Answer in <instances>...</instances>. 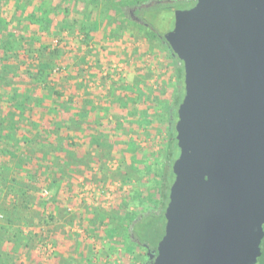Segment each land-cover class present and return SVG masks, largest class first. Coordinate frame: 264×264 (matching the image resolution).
Segmentation results:
<instances>
[{
  "label": "trees",
  "instance_id": "obj_1",
  "mask_svg": "<svg viewBox=\"0 0 264 264\" xmlns=\"http://www.w3.org/2000/svg\"><path fill=\"white\" fill-rule=\"evenodd\" d=\"M196 2L0 0V215L5 221L0 230L9 231L13 227L11 216L17 219V213L28 209L32 201L30 192L40 175L46 176L45 173L55 168L56 163L60 168L85 165V156L77 159L75 139H79L83 129L87 128L85 149L97 150L109 157L122 145L128 156L115 171L130 190L129 200L119 203L123 214L97 209L99 224L95 227L105 226L110 237L127 241L130 251L143 249L140 264L150 263L164 234V212L175 178L172 165L180 152L175 123L185 85L183 62L172 52L163 36L145 23L143 16L171 7L189 9ZM130 10L136 18H132ZM105 27L110 29L106 37L112 42L123 37L128 27L135 29L136 32L129 35L146 40L151 49L156 47L159 52H164L168 62L166 80L154 86L150 83L151 74L155 67L161 68V64L156 63L151 68L139 60L133 82H120L108 93L113 102L127 108V116L119 122L118 116L114 115L113 121L106 119V124L94 119L100 110L95 106L93 93H84L82 105H78L73 97L75 88L81 86L84 89L83 82L78 83L76 79L92 68L91 63L84 68L86 57L96 54L89 42ZM46 37L56 40V44L51 46L50 42H43L42 38ZM70 37L77 44L75 48H70L66 41ZM82 46H88L84 52H81ZM80 52L82 56L76 58ZM132 52L136 54L140 49L133 48ZM59 57L65 62L78 60L77 67L68 69L67 73L65 69L69 64H57L55 59ZM68 92L71 95L67 96ZM124 124L128 128L126 132ZM160 130H163L164 137L157 153L153 152L152 145L147 149L139 146L142 136L154 139ZM121 132L128 138L118 139ZM9 196L16 198V202L8 206L6 200ZM130 202L136 206L133 211L128 210ZM260 250L259 258L264 264V237ZM0 264L7 263L0 257Z\"/></svg>",
  "mask_w": 264,
  "mask_h": 264
},
{
  "label": "water",
  "instance_id": "obj_2",
  "mask_svg": "<svg viewBox=\"0 0 264 264\" xmlns=\"http://www.w3.org/2000/svg\"><path fill=\"white\" fill-rule=\"evenodd\" d=\"M183 62L179 156L149 264H256L264 237V0L143 16Z\"/></svg>",
  "mask_w": 264,
  "mask_h": 264
},
{
  "label": "rangeland",
  "instance_id": "obj_3",
  "mask_svg": "<svg viewBox=\"0 0 264 264\" xmlns=\"http://www.w3.org/2000/svg\"><path fill=\"white\" fill-rule=\"evenodd\" d=\"M106 29L105 27L104 31L106 33L104 34L101 28L94 34L92 41L89 42L93 50H96V54L86 57L84 68H87L90 63L92 68L87 70V73H83L81 78L76 79L78 83L83 82L84 89L81 86L75 88V96H73L76 97L78 105H82L83 101L81 100L85 96L84 93H93L96 97L95 106H98L100 110L94 115V119L96 122L102 121L104 124L107 123L106 119L113 121L114 115L118 116L119 122H122L127 116V108L120 107L113 102L108 93L112 92L120 82L121 84L133 82L139 60H143L151 68L155 67L156 63L161 64V68L151 69L154 72L151 74L150 83L154 86L158 85V82L161 83V81L166 80V65L168 63L164 52H159L156 47L151 49L146 40L136 39L129 35V33H135V29L128 27L123 37L115 42L106 37L110 30L109 28ZM42 39L43 42H50L52 46L53 42L51 43V41L53 40L47 37ZM66 41L70 48L77 45L72 37ZM87 47L82 46L81 52H84ZM133 48H139L140 52L133 53ZM81 52L76 55V58L82 56ZM55 60L57 64L66 61L61 57ZM77 61L65 62L69 64L65 71L68 73V69L70 71L77 67ZM117 65H121L122 72L117 69L115 71ZM104 72H106V75H104ZM73 78L75 80V75ZM74 80L73 84H75ZM69 95L71 93L68 92L67 96ZM98 101L99 105H97ZM107 107H109L108 110L105 109ZM123 130L125 132L128 130L127 125L124 124ZM87 134L88 129L85 128L80 134V138L75 139L77 159H82L85 156L83 161L85 165L72 164L70 168H60L56 163L55 168H51L48 174L45 173L46 176L40 175L37 178L38 182L34 185V190L30 192L32 201L28 209L17 213V219L11 216L13 227L9 231L0 230V257L5 263L140 264L144 253L143 249L133 248L130 251V244L127 241H120L115 236L110 237L105 226L95 227L99 224L98 219H96L98 213L95 210L97 209L112 210L115 214H123L124 210L120 209L119 203L124 199L129 200L130 194L128 192L130 190L127 185L122 184L115 171L121 164L126 162L128 156L124 154L122 145L118 146L119 151L109 157H105L97 150L85 149V142L88 139ZM119 134L118 139L128 138L124 132ZM163 137V130L155 133L154 139L142 136L139 146L147 149L149 145H152L153 152L157 153L160 150ZM85 184H93L105 190L109 188L108 190L112 191L111 199L102 200V197H99L100 202L97 205H86L79 202L75 199V194ZM43 189L49 191V197L44 198L41 196ZM15 202L16 198L9 196L6 205H12ZM67 208H71V212H67ZM135 208V204L131 202L128 204L129 211H133ZM105 222L107 224V220ZM3 225H5V221L1 214L0 226ZM45 238L55 247L53 256L47 259L43 258L41 251L38 249L39 242ZM15 248L17 249L13 251ZM261 263L262 258H259L256 264Z\"/></svg>",
  "mask_w": 264,
  "mask_h": 264
},
{
  "label": "built area",
  "instance_id": "obj_4",
  "mask_svg": "<svg viewBox=\"0 0 264 264\" xmlns=\"http://www.w3.org/2000/svg\"><path fill=\"white\" fill-rule=\"evenodd\" d=\"M56 44V40L53 41V45ZM115 68V67H114ZM119 72H122L121 65H117L115 68ZM57 68L53 71V73H56ZM104 75H106V72H104ZM109 188H99L93 184L89 185H82L81 188L76 192L75 194V199L78 200L79 202L85 203L86 205H97L100 200H98L99 197H102V200H110L112 191L108 190ZM41 196L44 198L49 197V191L47 189H43L41 191ZM67 212H71V208H67ZM39 251H41V255L43 256L44 259L51 258L54 254L55 247L54 245L45 239H42L39 242L38 246Z\"/></svg>",
  "mask_w": 264,
  "mask_h": 264
},
{
  "label": "flooded vegetation",
  "instance_id": "obj_5",
  "mask_svg": "<svg viewBox=\"0 0 264 264\" xmlns=\"http://www.w3.org/2000/svg\"><path fill=\"white\" fill-rule=\"evenodd\" d=\"M130 15L132 16V18H136L133 14V10H130ZM264 226V225H263ZM152 257V256H151Z\"/></svg>",
  "mask_w": 264,
  "mask_h": 264
}]
</instances>
